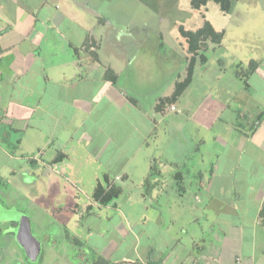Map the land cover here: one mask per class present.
I'll list each match as a JSON object with an SVG mask.
<instances>
[{"label":"crops","instance_id":"obj_1","mask_svg":"<svg viewBox=\"0 0 264 264\" xmlns=\"http://www.w3.org/2000/svg\"><path fill=\"white\" fill-rule=\"evenodd\" d=\"M129 1L146 0L120 3ZM235 2L240 19L230 25L234 8L224 13L222 41L208 46L218 52L213 72L206 57L171 100L186 75V43L174 41L178 69L162 70L163 79L146 74L147 42L112 25V16L130 14L117 0H0V264H62L53 247L67 243L75 260L83 251L108 263L128 235L132 254L111 264H264V185L240 204L197 196L220 184L210 160L204 180L199 150L201 131L213 133L222 115L227 189L254 184L233 180L253 165L264 174V0ZM151 81L156 88L141 92ZM104 177L120 188L105 206L92 197ZM128 189L135 195L119 202Z\"/></svg>","mask_w":264,"mask_h":264},{"label":"rangeland","instance_id":"obj_2","mask_svg":"<svg viewBox=\"0 0 264 264\" xmlns=\"http://www.w3.org/2000/svg\"><path fill=\"white\" fill-rule=\"evenodd\" d=\"M177 1V2H176ZM190 0H164L165 5L160 8V9H155L154 8V2H151V0H146L143 1L144 5L141 3H135L134 1L131 2H126L125 3H120V0H117V3L119 5H122V7L125 10H128V12L130 14L126 15L125 13H118L117 17H113V19H111L112 21V25H115V23L117 24V28H121L123 25H127L129 26V28H131L132 32L134 33L131 37L132 40L134 41L135 44H139V43H145L146 44V50H145V58L150 60V63H152V66H147L146 74H150V75H157L156 79H163V72L162 70H165V74L166 76L169 74V72L172 69H178L181 65V56H182V51L179 48V45L177 43H174V41L176 40L177 37H180L183 41V43L185 42L184 38H182L180 32L178 33V29H176L177 25H183L182 29L185 31H191L194 32L197 28L201 27L203 24V21H207L211 27L214 30H220L222 27L226 26L225 24L228 23V17H224L223 14L220 12L218 6L213 3L212 1H209L208 4L206 5V7H201L199 10H195L192 9L191 4L189 2ZM146 2V3H145ZM127 7V8H126ZM234 8V15H232L231 17V23L230 25L233 24V22H238V20L240 19V13L242 10V4L235 2L233 5ZM232 8V9H233ZM231 16V15H230ZM102 17V15H101ZM252 24H254V22H251ZM138 26L137 29H135ZM259 26V25H258ZM161 29L159 30V32H161V35H163L162 40L160 38H157V36H159L156 32L155 29ZM180 28V27H179ZM261 28V27H260ZM258 28V30L260 29ZM143 31L146 33L144 34ZM154 31V32H153ZM155 33V34H154ZM258 33H264V30L260 29ZM155 35V36H153ZM113 36V34H108L106 36V42L108 43H116V42H112L111 37ZM108 38V39H107ZM123 38L125 39L126 36H120V40L117 41L118 43H125L123 41ZM161 41H163L164 46L163 48L159 46V44L161 43ZM105 42V43H106ZM105 43L103 44V46H105ZM129 44L131 42H128ZM150 43V44H149ZM106 45V49L104 50V52H102V54L104 53H108ZM209 47H217L216 45L213 44H208ZM208 46L206 48V50L202 53L204 55V57L209 58L208 59V63L207 65H204L205 69H211V68H215L212 64V61L210 60L211 58H213L214 56L216 57L218 55V52H216L214 55L208 53ZM187 48V47H186ZM185 49V46H184ZM182 48V50H184ZM221 54V52H220ZM183 56L185 58L186 54L185 52H183ZM188 58V55L186 56V59ZM204 58V59H205ZM161 60V64L157 65L155 62ZM137 72V71H136ZM210 73H212V69L209 70ZM138 74V72H137ZM140 75H143V73H140ZM223 79H221L222 82ZM141 83V82H140ZM152 84H157L155 83V81H151V85ZM139 88H144L141 92H148L151 91L153 89H155L156 87L154 85H152L151 87L148 88V90H145L147 88V86L145 87L144 83L142 82L141 86ZM145 90V91H144ZM179 102L176 103V107L178 109H180L179 106ZM177 115L175 114H169V117L174 118V120H176ZM224 115H222L221 117H219V123L216 126L217 128H213V133H206L204 132V130L201 131V137L203 140L202 143V147L200 148L199 152H202V156H203V165L202 168L203 169V175H204V180H206V178H209V175L207 174V171H205V167L207 166V163L210 162L213 164V166L216 167V163H218V166L216 167V169H213L212 171V178L213 180H215V184L220 183L221 187L224 184L223 187H226V190H222L221 192L216 191V188L220 185L217 184L216 186L214 185V190H211L209 192L206 191H201L200 193H198V198L202 201V203L205 202H217V201H225V202H229L236 199L237 203H241L244 201V199H247L250 197V195H253L254 192H252V188L254 190V188H259L261 186L264 185V174H262L263 170L262 169H257L254 168L255 167L253 164L252 166V175L250 176H239L237 173L234 175V182H236L235 180L239 178L243 179V178H249L254 184H248L244 187V185L240 184V187H235L234 191L232 192L229 188L227 189V185L225 180L226 178L223 176V171H224V167L222 166L223 164V157H225V151L223 150V145H222V139H221V128L225 129V121L223 118ZM218 129V130H217ZM220 129V131H219ZM216 130L219 133V135H216ZM219 138V140H218ZM215 141V142H214ZM170 151H173V149H169ZM175 152V151H174ZM207 154H210L209 158L207 156ZM218 158V160H217ZM163 162V161H162ZM165 164V162H164ZM78 166L73 164V167L76 169ZM159 164H157V166H155V168H158ZM168 169V168H167ZM256 173H255V172ZM259 173V174H258ZM255 174V175H254ZM232 179V177H231ZM88 180L89 179H85ZM147 180V178L145 179ZM162 180V179H161ZM230 180V178L228 179ZM239 181V180H237ZM224 182V183H223ZM45 184V181L43 180L42 185ZM235 184V183H234ZM89 186L91 185V181L88 182ZM232 185V184H230ZM207 186V184H205V187ZM250 186V187H249ZM231 187V186H230ZM131 188V187H130ZM135 189H128V192L126 194H123L119 200V202H122L123 200H126V202L128 201L129 198H132V195H135ZM257 193V192H256ZM30 194V193H29ZM194 196L195 194L191 195L188 194V196L186 197L187 199L189 198V201H194ZM78 198H82V196L80 195ZM29 200H31V198H29ZM18 206L20 204H17ZM238 205V204H237ZM25 206L27 207L28 211L31 207V203L24 201L21 203V207L25 208ZM34 206V205H33ZM104 226H106L108 228V224L106 223ZM34 233H36V229L34 230ZM45 239V237H44ZM131 241V237L128 235L126 236L125 239V243L122 244V247L119 248L117 251L112 252L111 256L105 257L108 260V263H106V261L103 260H98L97 256L93 255V254H89L88 252H84L81 251L79 252V258L78 260H75L74 258H72L73 254L75 255V248L73 244H62L60 246L56 245V247H53V250H55L57 248L59 253L63 254V259H62V264H111L113 260H116L117 258H125L128 257L129 254H132V250H127L126 246H131L132 244H130L129 242ZM67 242V240H66ZM69 242H71L69 240ZM44 249L47 250V247L45 245H43ZM51 247V246H50ZM49 247V248H50ZM61 249V251H60ZM36 251V250H35ZM70 255V256H69ZM90 258V259H88ZM89 260L90 262H87L86 260ZM105 262V263H104ZM39 262H37L36 264H38ZM34 264V263H32ZM41 264V263H40Z\"/></svg>","mask_w":264,"mask_h":264},{"label":"trees","instance_id":"obj_3","mask_svg":"<svg viewBox=\"0 0 264 264\" xmlns=\"http://www.w3.org/2000/svg\"><path fill=\"white\" fill-rule=\"evenodd\" d=\"M209 1L215 3L220 12L224 14L232 10L236 0H190L189 2L192 9L199 10L201 7H206ZM178 32H180L182 38L185 40L188 58L185 59L187 62L185 78L181 82L175 84L174 93L170 98L171 100H175L191 82L196 64L204 62L205 60L202 53L206 50L208 44L219 46L223 37V32L214 30L207 21H203L202 26L197 28L194 32L185 31L182 27L178 28ZM253 69L254 67L248 69V71L251 72ZM168 101L169 98L164 103L166 104ZM96 185L92 197L101 205H108V203L113 201L120 193V188L109 187L106 177Z\"/></svg>","mask_w":264,"mask_h":264},{"label":"built area","instance_id":"obj_4","mask_svg":"<svg viewBox=\"0 0 264 264\" xmlns=\"http://www.w3.org/2000/svg\"><path fill=\"white\" fill-rule=\"evenodd\" d=\"M173 109V108H172ZM116 180H118V178H115Z\"/></svg>","mask_w":264,"mask_h":264}]
</instances>
